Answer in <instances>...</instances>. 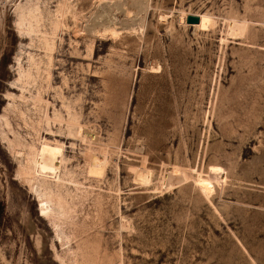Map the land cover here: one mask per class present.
<instances>
[{
	"label": "rangeland",
	"instance_id": "374dc122",
	"mask_svg": "<svg viewBox=\"0 0 264 264\" xmlns=\"http://www.w3.org/2000/svg\"><path fill=\"white\" fill-rule=\"evenodd\" d=\"M0 264H264V0H0Z\"/></svg>",
	"mask_w": 264,
	"mask_h": 264
},
{
	"label": "bare ground",
	"instance_id": "6f19581e",
	"mask_svg": "<svg viewBox=\"0 0 264 264\" xmlns=\"http://www.w3.org/2000/svg\"><path fill=\"white\" fill-rule=\"evenodd\" d=\"M186 15V14H185ZM183 17V16H182ZM185 17V16H184ZM198 17H199V21L197 22V23H193V25H196L198 28L200 27V29H202V27H205L206 26V24H208V17L206 16V15H198ZM184 19V18H183ZM209 22H210V18H209ZM106 28V27H105ZM107 29V28H106ZM205 29H207V28H204V30ZM107 31V30H106ZM211 168V171H212V173H211V175H210V177L212 176L213 177V175L215 176L214 178L215 179H218L219 180V178H221V175L222 174H220V166H216V165H213V166H211L210 167ZM213 174V175H212ZM210 177H209V179H207V180H205V181H203L201 178L199 179L200 180V188L203 190V191H207V190H209V188H210V186H211V181H212V179H210ZM211 177V178H212ZM222 177H223V175H222ZM223 178H225V177H223ZM222 178V179H223ZM214 179V180H215ZM223 181V180H222ZM43 197V196H42ZM39 209H40V212L41 213H43V214H51V212L53 211V208L51 207V205H50V202H49V200L48 199H45V200H40V202H39Z\"/></svg>",
	"mask_w": 264,
	"mask_h": 264
},
{
	"label": "water",
	"instance_id": "95a60500",
	"mask_svg": "<svg viewBox=\"0 0 264 264\" xmlns=\"http://www.w3.org/2000/svg\"><path fill=\"white\" fill-rule=\"evenodd\" d=\"M199 21V17L197 14L189 13L185 16V22L189 24L197 23Z\"/></svg>",
	"mask_w": 264,
	"mask_h": 264
}]
</instances>
